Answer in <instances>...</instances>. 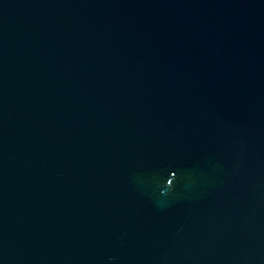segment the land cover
Wrapping results in <instances>:
<instances>
[{
    "label": "water",
    "instance_id": "1",
    "mask_svg": "<svg viewBox=\"0 0 264 264\" xmlns=\"http://www.w3.org/2000/svg\"><path fill=\"white\" fill-rule=\"evenodd\" d=\"M0 264H264V0H0Z\"/></svg>",
    "mask_w": 264,
    "mask_h": 264
}]
</instances>
